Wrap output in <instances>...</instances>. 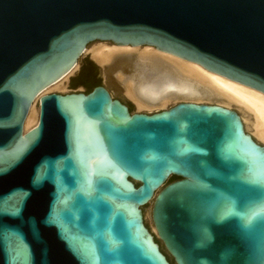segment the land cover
Masks as SVG:
<instances>
[{
    "label": "water",
    "instance_id": "1",
    "mask_svg": "<svg viewBox=\"0 0 264 264\" xmlns=\"http://www.w3.org/2000/svg\"><path fill=\"white\" fill-rule=\"evenodd\" d=\"M95 41L264 96V0H0V264H170L155 239L172 264H264V144L236 111L139 113L109 78L88 92L85 56L23 133Z\"/></svg>",
    "mask_w": 264,
    "mask_h": 264
},
{
    "label": "bare ground",
    "instance_id": "2",
    "mask_svg": "<svg viewBox=\"0 0 264 264\" xmlns=\"http://www.w3.org/2000/svg\"><path fill=\"white\" fill-rule=\"evenodd\" d=\"M123 54H135V70L138 81L122 76H119V79L123 83L126 95L136 103L139 110L158 107L171 97H182L193 103L204 99H218L226 106L236 105L243 112L250 114V127H252L254 135L259 140L264 141L263 95L202 71L201 65L197 63L162 52L151 46L113 44L112 47H106V45H102L91 51V58L97 64L104 66L111 64L118 56ZM77 65L78 62L70 69L69 74L63 75L51 86H55L66 79L72 74ZM45 90L47 88L33 100L24 122L23 133L28 132L37 125L39 111L35 109L34 103L38 101L40 110L39 99L45 95L43 94ZM31 123H34V126L29 128ZM245 132L249 134L246 130ZM253 139L255 140V138ZM255 141L259 143L257 140Z\"/></svg>",
    "mask_w": 264,
    "mask_h": 264
},
{
    "label": "rangeland",
    "instance_id": "3",
    "mask_svg": "<svg viewBox=\"0 0 264 264\" xmlns=\"http://www.w3.org/2000/svg\"><path fill=\"white\" fill-rule=\"evenodd\" d=\"M102 45H106V47H112L113 44L110 43H104V42H94L90 44L84 55L81 56V58L78 61V65L76 68L73 70L72 74H70L66 79L62 80L59 84L53 85L49 87L47 90L43 92V94H49V93H59V94H69V81L68 80H77L78 77V72H79V67H80V62L84 59L85 56H88L92 64L98 65L99 66V71H100V78H101V85H104L107 83L108 78L112 80L114 83L115 87L121 88V97L127 98L134 106L137 112L139 113H146V114H152L156 112H160L162 110H166L168 108H171L175 106L176 104L180 102H191L189 100H186L182 97H171L169 100H167L165 103L158 107H153L151 109H142L139 110L136 103L130 99L124 90L123 83L119 79V76L125 77V78H131L133 80L138 81V76L135 70V63H136V58L135 54H123L118 56L111 64L101 66L97 64L95 61L92 60L91 58V51L95 49L96 47H100ZM143 49V48H142ZM77 92H82L83 93V88H76V93ZM195 102V101H194ZM197 103H203V104H210V105H220L225 108L232 109L236 111L240 116L243 121V124L245 126V130L253 137L255 140H257L259 143L264 144V141L259 140L255 135L252 130V127H250L251 123V117L250 114L243 112L238 106L236 105H231V106H226L225 103H222L218 99H213V100H198L196 101ZM34 107L37 111H39V104L38 101L34 103ZM34 123L30 124L29 128L33 127Z\"/></svg>",
    "mask_w": 264,
    "mask_h": 264
},
{
    "label": "flooded vegetation",
    "instance_id": "4",
    "mask_svg": "<svg viewBox=\"0 0 264 264\" xmlns=\"http://www.w3.org/2000/svg\"><path fill=\"white\" fill-rule=\"evenodd\" d=\"M83 69H85V70H87L90 74L91 73H93V71H92V69L89 67V66H87V67H84ZM108 91H109V89L108 88H106ZM109 93L111 94V92L109 91ZM111 96H112V94H111ZM113 97V96H112ZM114 98V97H113ZM118 100H120L122 103H124L121 99H118ZM127 107H128V110L131 112V108H130V106L129 105H127L126 103H124ZM146 225V224H145ZM147 227V226H146ZM148 228V227H147ZM155 239V238H154ZM155 242L159 245V248H160V251L166 256V258H167V260L169 261V263L170 264H172L171 263V260H170V257H169V254L167 253V251L165 250L164 251V249H163V247H162V245L155 239Z\"/></svg>",
    "mask_w": 264,
    "mask_h": 264
},
{
    "label": "trees",
    "instance_id": "5",
    "mask_svg": "<svg viewBox=\"0 0 264 264\" xmlns=\"http://www.w3.org/2000/svg\"><path fill=\"white\" fill-rule=\"evenodd\" d=\"M82 73V77L84 79H87V78H92V75L85 69H82L81 71ZM98 85H101L99 81H96V82H92L91 84L88 85V92H90L95 86H98ZM138 186V185H137Z\"/></svg>",
    "mask_w": 264,
    "mask_h": 264
}]
</instances>
